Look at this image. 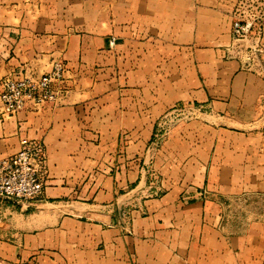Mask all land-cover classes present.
I'll use <instances>...</instances> for the list:
<instances>
[{"label":"crops","instance_id":"1","mask_svg":"<svg viewBox=\"0 0 264 264\" xmlns=\"http://www.w3.org/2000/svg\"><path fill=\"white\" fill-rule=\"evenodd\" d=\"M263 7L0 0V78L67 66L55 103L0 120V158L33 139L47 166L39 199L4 200L0 264H264V220L225 216L227 199L264 195V21L231 34ZM176 106L190 119L153 147Z\"/></svg>","mask_w":264,"mask_h":264},{"label":"built area","instance_id":"2","mask_svg":"<svg viewBox=\"0 0 264 264\" xmlns=\"http://www.w3.org/2000/svg\"><path fill=\"white\" fill-rule=\"evenodd\" d=\"M264 21V7L254 12L249 8L237 17L231 26V34L236 40L250 37L256 24ZM66 63L52 62L50 69L34 77L25 73H13L0 78V120L21 110H36L55 103L64 92ZM190 115V108L176 106L167 113L155 132L152 146L160 144L168 134L165 124L173 115ZM151 176L152 183L156 181ZM47 182L46 153L44 144L38 140L21 139L19 150L0 158V199L12 204L39 199ZM157 194V193H155ZM154 194V195H155Z\"/></svg>","mask_w":264,"mask_h":264},{"label":"rangeland","instance_id":"3","mask_svg":"<svg viewBox=\"0 0 264 264\" xmlns=\"http://www.w3.org/2000/svg\"><path fill=\"white\" fill-rule=\"evenodd\" d=\"M172 109L168 110L160 117L157 127H159L161 119ZM189 119L190 116L186 114L173 115V117H171V121L167 122L164 127H167L168 130H170L172 126L179 123H184ZM156 181L159 185L161 184L160 179H156ZM225 204V216L229 222L233 221V223H235L250 220H264V195L241 196L235 199H227ZM10 207V203L0 199V222L5 227L3 229H5L4 231L6 232L2 234L5 238L8 236L7 226L9 224L10 212H14V210L10 211Z\"/></svg>","mask_w":264,"mask_h":264}]
</instances>
